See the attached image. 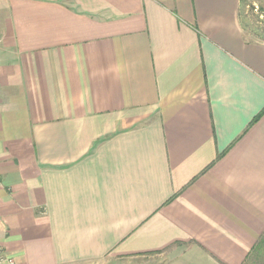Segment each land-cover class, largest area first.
<instances>
[{
	"label": "crops",
	"instance_id": "0c3cea01",
	"mask_svg": "<svg viewBox=\"0 0 264 264\" xmlns=\"http://www.w3.org/2000/svg\"><path fill=\"white\" fill-rule=\"evenodd\" d=\"M240 17V0H0L15 264H254L264 42Z\"/></svg>",
	"mask_w": 264,
	"mask_h": 264
},
{
	"label": "rangeland",
	"instance_id": "374dc122",
	"mask_svg": "<svg viewBox=\"0 0 264 264\" xmlns=\"http://www.w3.org/2000/svg\"><path fill=\"white\" fill-rule=\"evenodd\" d=\"M240 5V21L245 38L250 41L264 42L260 40L264 35V0H240ZM161 261H163L161 256H148L133 264H160ZM102 263H105V261H102Z\"/></svg>",
	"mask_w": 264,
	"mask_h": 264
},
{
	"label": "trees",
	"instance_id": "16d2710c",
	"mask_svg": "<svg viewBox=\"0 0 264 264\" xmlns=\"http://www.w3.org/2000/svg\"><path fill=\"white\" fill-rule=\"evenodd\" d=\"M260 40L264 41V35ZM262 260H264V236L258 241L252 252V257L248 259L246 263L253 262L254 264H264V261L262 263L260 262Z\"/></svg>",
	"mask_w": 264,
	"mask_h": 264
},
{
	"label": "built area",
	"instance_id": "2783aa9c",
	"mask_svg": "<svg viewBox=\"0 0 264 264\" xmlns=\"http://www.w3.org/2000/svg\"><path fill=\"white\" fill-rule=\"evenodd\" d=\"M0 264H15L14 261L5 254L4 249L1 247V245H0Z\"/></svg>",
	"mask_w": 264,
	"mask_h": 264
}]
</instances>
